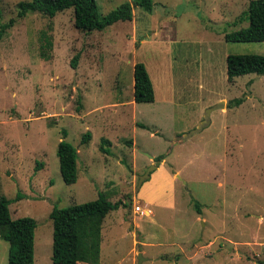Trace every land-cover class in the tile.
I'll use <instances>...</instances> for the list:
<instances>
[{"label": "rangeland", "instance_id": "1", "mask_svg": "<svg viewBox=\"0 0 264 264\" xmlns=\"http://www.w3.org/2000/svg\"><path fill=\"white\" fill-rule=\"evenodd\" d=\"M21 1L0 0V26L16 18L0 41V194L13 219L37 221L34 264H52L53 208L99 192L122 202L105 218L100 264H264V74H227L229 54H264V41L225 38L248 25L251 0H155L103 31L77 28L74 8L18 18ZM125 1L97 0L104 15ZM140 61L154 102L135 101ZM64 139L79 151L74 184L60 172ZM9 247L0 237V264Z\"/></svg>", "mask_w": 264, "mask_h": 264}, {"label": "trees", "instance_id": "2", "mask_svg": "<svg viewBox=\"0 0 264 264\" xmlns=\"http://www.w3.org/2000/svg\"><path fill=\"white\" fill-rule=\"evenodd\" d=\"M155 0H127L108 14H101L97 0H28L19 3L18 18H23L29 12H40L49 17L57 13L74 8L75 25L79 29L88 31H103L107 27L133 18L135 6H140L147 11H153ZM248 25L226 34L228 42H263L264 41V0H251L247 13ZM16 23V18L0 26V41L8 29ZM48 41L43 44L42 57L49 60V50L53 47L51 35L45 33ZM79 54L72 60L76 67ZM256 73L264 74V54L258 53H231L227 56L228 79ZM134 98L136 102H154L156 91L153 80L146 64L137 62L134 70ZM237 105L243 103L242 98L235 100ZM67 137V130H63ZM92 134L87 132L82 138L83 144H88ZM111 140L102 138L101 151L111 154ZM60 161V172L66 184H74L79 178L78 149L68 140L60 141L57 149ZM164 156L156 160L161 162ZM43 164L38 165L41 167ZM22 195V194H21ZM19 197H22V196ZM12 200L0 194V237L7 240L9 247V264H34L35 261V236L37 221L29 216L13 219L10 212ZM121 201L112 202L104 192H99L95 200L72 204L67 207L55 206L50 213L53 221V254L52 264H100L103 225L107 215L121 205ZM199 202L195 206L199 212Z\"/></svg>", "mask_w": 264, "mask_h": 264}, {"label": "water", "instance_id": "3", "mask_svg": "<svg viewBox=\"0 0 264 264\" xmlns=\"http://www.w3.org/2000/svg\"><path fill=\"white\" fill-rule=\"evenodd\" d=\"M223 106H224V102H218V103L215 104L214 106L209 107V109L207 110L206 116H205V120L203 121L202 125H201L199 128L193 130L191 133H187L185 136H181L180 139H181V140H184V139H186V138L192 136L194 133L200 131V130L204 127V125H207L208 123L211 122V119H210V113H211L212 111H215V110H217V109L222 108ZM157 167H158V165H155V166H154V168H157ZM151 170H152V169L148 170V172H147L144 176H142V178L140 179V182H139V186H138L139 188H140V186L142 185V183L144 182V180H146L147 178L150 177V175H151ZM179 178H182V177L179 175ZM142 259H143L142 256H140V258H139L140 262L142 261Z\"/></svg>", "mask_w": 264, "mask_h": 264}, {"label": "built area", "instance_id": "4", "mask_svg": "<svg viewBox=\"0 0 264 264\" xmlns=\"http://www.w3.org/2000/svg\"><path fill=\"white\" fill-rule=\"evenodd\" d=\"M138 211H143V209L141 208V206L138 208Z\"/></svg>", "mask_w": 264, "mask_h": 264}]
</instances>
